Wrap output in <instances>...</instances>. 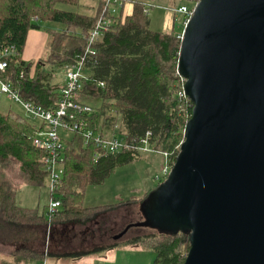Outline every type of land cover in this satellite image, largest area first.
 I'll return each mask as SVG.
<instances>
[{"label": "trees", "instance_id": "1", "mask_svg": "<svg viewBox=\"0 0 264 264\" xmlns=\"http://www.w3.org/2000/svg\"><path fill=\"white\" fill-rule=\"evenodd\" d=\"M92 1L90 12L81 13L83 0H0V47H13L19 53V57L9 60V75L22 98L46 109L54 108L61 99V86L50 84L53 74L37 72L31 77L32 65L23 60L29 32L41 30L42 24L56 23L64 29L48 30L49 55L38 65L64 69L86 57L87 77L81 96L96 103L94 114L87 117L84 126L73 133L71 140H65L64 175L51 196L61 201V208L54 215L48 212L40 215L37 210L18 206L7 172L14 159L20 164V176L26 183L45 185L47 174L39 163L45 152L35 146L40 129L16 111L0 114V242H17L20 234L32 226L87 225L122 205H142L159 187L161 183L143 197L120 202L115 207L87 208L89 187L103 184L117 167L143 157L136 151L100 153L93 137L130 140L150 132L154 150L166 152L172 164L176 163L185 141L184 132L194 104L188 97H181L185 80L179 75L182 41L177 38L175 19L172 31H153L146 4L122 0L125 5L133 4L132 14L122 8L114 25L91 41L105 8L104 0ZM69 8H77L78 12ZM89 50L94 54H87ZM22 71L26 73L23 80ZM87 132L93 133L88 144ZM134 230L141 233L132 236ZM144 230L148 233L142 234ZM124 239L130 246L153 250L154 264H184L190 250L188 233L133 225L117 242Z\"/></svg>", "mask_w": 264, "mask_h": 264}, {"label": "water", "instance_id": "2", "mask_svg": "<svg viewBox=\"0 0 264 264\" xmlns=\"http://www.w3.org/2000/svg\"><path fill=\"white\" fill-rule=\"evenodd\" d=\"M193 102L144 226L188 233L184 264H264V0H200L179 59Z\"/></svg>", "mask_w": 264, "mask_h": 264}, {"label": "built area", "instance_id": "3", "mask_svg": "<svg viewBox=\"0 0 264 264\" xmlns=\"http://www.w3.org/2000/svg\"><path fill=\"white\" fill-rule=\"evenodd\" d=\"M199 1L196 0L195 3L198 4ZM104 2V16L99 20L96 30L92 32L91 41L96 39L101 31H106L113 26L121 9L125 7L122 0H104ZM112 3L118 5V8L111 11L109 6ZM146 8V15H149L152 5L146 4ZM173 12L183 15V28L177 35V38L182 41L184 30L194 14V9L182 6ZM87 54H94V51L89 50ZM16 57H19L17 49L13 47H0V97L5 96L20 105L27 119L39 123L38 128L40 130L35 140V146L45 152L39 163L50 180V192L52 196L56 193L57 185L64 175L63 152L65 150V138L61 136L60 131L65 130L71 132L73 135L80 127L84 126L87 117L93 115L95 112V108L84 103L81 99L82 91L85 88L83 80L87 77L84 75L86 57L79 58L75 64L64 68L66 74L64 85L61 88V99L52 109H46L41 105L22 98L9 75V60ZM25 78L26 73L22 71L20 79L23 80ZM99 86L104 87V83H100ZM181 97H187L185 92L181 94ZM92 136V132L85 134L86 144H88ZM150 139L151 133L148 132L144 137L130 140L120 137L97 136L93 137V142L99 152L104 154H117L130 151H136L142 155L161 154L163 164L160 173L156 176V181L162 183L170 175L175 163H171L169 155L166 152L155 151ZM60 208L61 201L51 197L48 213L54 215ZM43 264H47L46 261Z\"/></svg>", "mask_w": 264, "mask_h": 264}, {"label": "rangeland", "instance_id": "4", "mask_svg": "<svg viewBox=\"0 0 264 264\" xmlns=\"http://www.w3.org/2000/svg\"><path fill=\"white\" fill-rule=\"evenodd\" d=\"M140 1L144 2L147 5H152V9L149 13L151 30L159 32L163 31L166 18L165 15H167L168 13H172V9L177 10L182 6L194 9L197 5L195 2L190 0ZM91 5H94V1L83 0L84 10L80 8L79 11L81 13L86 11L90 12L91 9H89V7ZM116 8H118V5H115L113 3L109 6V9L111 11ZM69 10L78 12L77 8H69ZM180 17L182 16L177 14V20ZM49 29L62 31L64 29V26L56 23H45L42 24L41 30H37V32L48 34ZM48 43L49 36L44 45L41 46V49L39 50V56L29 59L27 62L31 63L32 65V70L30 73L31 77H34L37 72H40L43 75L53 74L52 84H55L61 82L63 76H65L66 74V71L64 69L51 68L48 65H38V63H42L44 60H46L49 55ZM84 75H86L85 72ZM94 104L96 105V103ZM91 106L93 107L94 105ZM13 110H16V112L18 113L22 111L17 104L13 105ZM32 122L34 123V121ZM115 130L117 131L118 127H116ZM60 134L61 136H63V138H65L66 141H69L72 138L71 132L61 130ZM162 164L163 157L161 154H152L151 156L148 154H143V157L137 159L136 161L117 167L103 184L91 186L87 189L85 206L87 208L105 205H111L115 207L117 206L116 204H119L120 202H127L133 200L134 198L143 197L147 191L156 188L159 185L156 181V176L160 173ZM19 167L20 164L13 159L12 163L7 169L8 176L11 175L14 178H18L20 175ZM49 182L50 180L47 179L43 187H37L33 185H19V187H17L16 189L18 205L26 208L39 209L40 212L46 210L47 213L48 207L51 202ZM113 211H115V213L111 215L112 217L110 218V222L108 221V223L110 224V228H116L117 233L121 232L122 230V232H124L125 229L131 224L139 223L145 220V217L141 210V205L139 204H125L121 207H118L117 209L112 210V212ZM97 221L98 219L94 223H97ZM126 225L127 227L125 228ZM136 233L141 232H139V230H134L133 232H131L132 236H134V234ZM145 233L147 234L148 231H142V234ZM124 240L126 241L127 239ZM133 247L134 249L138 248V252H128L123 254L122 257H120V254L118 264L121 263V259H124L126 264H154L156 260V253L153 250L141 246ZM30 264H39V261L33 260L30 262Z\"/></svg>", "mask_w": 264, "mask_h": 264}, {"label": "crops", "instance_id": "5", "mask_svg": "<svg viewBox=\"0 0 264 264\" xmlns=\"http://www.w3.org/2000/svg\"><path fill=\"white\" fill-rule=\"evenodd\" d=\"M125 11L128 15H131L133 12V4L126 3ZM181 16L182 17L177 20V14L174 12L165 15L163 32L172 31L175 19V26L177 25L179 34L183 28V15ZM47 38L48 34L37 32V30L30 31L23 53V60L27 62L29 59L38 57L39 50L41 46L44 45ZM52 81L53 76H51L50 84L59 85L62 88L65 82V76H63L61 82L52 84ZM81 99L84 103L96 106L94 104L95 102H92V100L86 99L83 96H81ZM14 104L16 103L7 97H0V114H6L13 110ZM18 106L22 110L20 114L23 113L22 115L25 116L22 107L20 105ZM34 124L39 126V123L36 121ZM151 155L152 154H150V156ZM8 178L16 193L17 203V187H19V185L23 186L30 184L26 183L20 175L18 178L9 175ZM20 207L27 210H37L40 215H47L46 210L40 212L39 209ZM113 213H115V211H107L97 218V223H94L96 219L84 226L62 225L52 228L45 226L29 227L20 234L17 242H0V264H30L33 260L39 261V264H43L45 261L47 264H118L120 254V257H122L123 254L128 252L137 253L138 248L134 249V247L130 246L125 240L117 242V237L123 233V230L117 233L116 228H110L108 221L110 222ZM126 227L127 225L125 228ZM38 253L40 254L37 256ZM43 253L45 256L42 255ZM78 253L84 254L77 256ZM121 260L120 264H126L124 259Z\"/></svg>", "mask_w": 264, "mask_h": 264}, {"label": "bare ground", "instance_id": "6", "mask_svg": "<svg viewBox=\"0 0 264 264\" xmlns=\"http://www.w3.org/2000/svg\"><path fill=\"white\" fill-rule=\"evenodd\" d=\"M25 117V116H24ZM34 123H35V121H34Z\"/></svg>", "mask_w": 264, "mask_h": 264}]
</instances>
